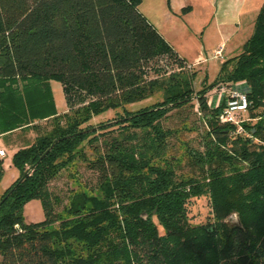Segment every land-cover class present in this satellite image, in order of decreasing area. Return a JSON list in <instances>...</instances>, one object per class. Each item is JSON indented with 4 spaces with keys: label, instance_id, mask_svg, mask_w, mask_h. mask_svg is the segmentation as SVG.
Instances as JSON below:
<instances>
[{
    "label": "trees",
    "instance_id": "trees-1",
    "mask_svg": "<svg viewBox=\"0 0 264 264\" xmlns=\"http://www.w3.org/2000/svg\"><path fill=\"white\" fill-rule=\"evenodd\" d=\"M141 1L0 0V137L17 146L19 172L0 195V264H264V3L241 52L195 91L196 72ZM162 57L176 69L162 70ZM52 80L62 86V112ZM242 81L247 119L222 121L226 98L210 105L206 94ZM155 94L160 101L128 108ZM194 98L202 150L185 148L193 171L178 175L162 120ZM108 110L115 127H95ZM16 131L35 136L16 140ZM77 160L98 182L70 190L57 210L62 200L49 185ZM200 196L213 222L192 225L188 202ZM31 199L43 220L25 221ZM232 214L237 222L228 224Z\"/></svg>",
    "mask_w": 264,
    "mask_h": 264
},
{
    "label": "rangeland",
    "instance_id": "rangeland-1",
    "mask_svg": "<svg viewBox=\"0 0 264 264\" xmlns=\"http://www.w3.org/2000/svg\"><path fill=\"white\" fill-rule=\"evenodd\" d=\"M151 0H144L143 3L139 5L140 12L145 16L151 15L149 7L152 6V9L155 11L158 10V6L160 1L159 0H153L156 1V4H153L150 2ZM164 1V0H163ZM159 11V10H158ZM145 13V14H144ZM148 13V14H147ZM153 13V12H152ZM150 17V16H147ZM181 23L183 21V18L181 17L178 19ZM252 27L250 28L251 33ZM209 38V44L210 43H217L218 39L220 38L219 34L216 32L212 33ZM197 36V39L199 40L200 37ZM239 41H242L241 38H233L232 42L228 43L225 48V55L227 57H233L237 53H240L243 47L242 45H239ZM237 45V46H236ZM182 53L185 51L180 50ZM206 51L208 53L211 52V49H207ZM186 53V52H185ZM199 63H195L197 60L200 61ZM158 65L161 66L162 70H172L176 69V65L172 63V61L166 59L165 57H162L158 60ZM189 64H194L190 68V70L195 71L194 75V89L195 91H198L201 89L204 85L212 83L219 70V61L214 59H208L206 57L203 58H197L196 60H193V62L187 61ZM155 74L153 71L150 72L149 75ZM51 86L53 90V96L55 100L56 107L59 112H62L67 109V106L65 105V99L64 94L62 91L61 83L52 80ZM223 87H227L225 84H219L215 86L213 89L209 90L206 94L207 97H212V99H216L219 92H221V89ZM161 100L160 94H155L151 98H148L142 102H139L134 105H129L128 108L130 109H138L141 106L152 104L156 101ZM192 106L186 105L180 109H173L169 115L162 120L163 127L165 129H171L173 132L172 135L168 139V151H167V157L169 156H176L179 161L180 165L177 168V174H191L193 169L187 164L188 160L187 157L184 156L185 148H194L197 150H202L201 140H202V134L205 132V125L201 119V114L198 111L197 101L196 98L192 100ZM240 118L246 119L248 114L247 112L239 114ZM117 114L115 110H108L104 114L94 117L91 120V123L94 124V126H98L100 123H105L107 126H110V128H113V124L116 121ZM99 128V127H98ZM14 138L16 140H21L24 138H29L32 140V138L35 136L34 132H29L25 135H19V131H16L14 133ZM114 134V133H113ZM21 142V141H20ZM17 148L16 145L8 147L5 151V155L3 158V173L0 177V195L3 193V191L19 176L18 170L10 163L8 164V156L9 153L12 150H15ZM88 154H90V151H86ZM93 155L91 154L90 158ZM175 163V159L172 160ZM195 170V169H194ZM98 182V172L95 169H92L88 167L85 161L83 160H77L76 163L73 165V167H70L69 169L62 170L59 176L54 179L50 185V190L58 194L59 197L62 200V203L60 206H57L56 209H61L62 205L66 203L67 196L70 190L76 189L78 187L80 188H95L96 183ZM187 215L189 222L192 225L196 224H207L209 222H213V215L210 208L209 199L207 196H200V197H193L188 202V209H187ZM23 216L26 222H38L44 219V211L42 204L39 199H31L28 201L23 209ZM225 221L228 224H233L237 222V216L236 214H232L228 216ZM160 232H162V229L160 228Z\"/></svg>",
    "mask_w": 264,
    "mask_h": 264
},
{
    "label": "crops",
    "instance_id": "crops-1",
    "mask_svg": "<svg viewBox=\"0 0 264 264\" xmlns=\"http://www.w3.org/2000/svg\"><path fill=\"white\" fill-rule=\"evenodd\" d=\"M159 1V11H155L150 6L151 15L144 13L145 17L171 44L177 54L190 62H193L197 58L206 57L218 60L219 64L225 59L230 58L225 55V48L228 43L232 42L233 38L240 37L242 41L238 43L242 45L250 36V28L252 27L253 29L256 15L260 6L264 3V0ZM150 2L156 4V1L151 0ZM181 17L183 21L180 23L178 19ZM216 31L220 38L217 43L209 44V37ZM199 32L201 36L198 40L197 36ZM206 46L207 49H211L210 53L206 51ZM219 48H222V57L214 58V51ZM180 50L186 53H182ZM7 148L0 137V149L7 150ZM14 151L12 150L9 153V165Z\"/></svg>",
    "mask_w": 264,
    "mask_h": 264
},
{
    "label": "built area",
    "instance_id": "built-area-1",
    "mask_svg": "<svg viewBox=\"0 0 264 264\" xmlns=\"http://www.w3.org/2000/svg\"><path fill=\"white\" fill-rule=\"evenodd\" d=\"M214 58L222 57V48L216 49L213 54ZM200 61H196L195 63H199ZM194 64H187V68H191ZM227 87H223L221 92L218 93L216 99H212V97H208V103L211 105L213 101L217 105L222 97L226 98V106L221 111L219 118L222 121H228L235 124H239L242 120L240 118L241 113H246L248 110V106L250 102L246 97V87H244V82H238L234 85H226ZM247 119V118H246ZM242 129L239 126L238 132H241ZM5 155V151L0 149V157Z\"/></svg>",
    "mask_w": 264,
    "mask_h": 264
}]
</instances>
